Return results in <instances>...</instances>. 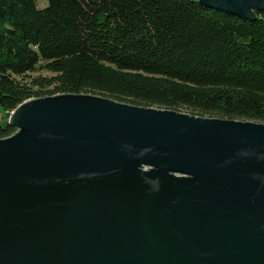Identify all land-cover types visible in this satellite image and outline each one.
Masks as SVG:
<instances>
[{"label": "water", "instance_id": "95a60500", "mask_svg": "<svg viewBox=\"0 0 264 264\" xmlns=\"http://www.w3.org/2000/svg\"><path fill=\"white\" fill-rule=\"evenodd\" d=\"M8 123L0 264H264L263 123L89 94L26 101Z\"/></svg>", "mask_w": 264, "mask_h": 264}, {"label": "trees", "instance_id": "16d2710c", "mask_svg": "<svg viewBox=\"0 0 264 264\" xmlns=\"http://www.w3.org/2000/svg\"><path fill=\"white\" fill-rule=\"evenodd\" d=\"M0 0V115L50 96L264 124V12L247 20L198 0ZM38 68L51 78L21 82ZM17 132L0 122V140Z\"/></svg>", "mask_w": 264, "mask_h": 264}, {"label": "rangeland", "instance_id": "374dc122", "mask_svg": "<svg viewBox=\"0 0 264 264\" xmlns=\"http://www.w3.org/2000/svg\"><path fill=\"white\" fill-rule=\"evenodd\" d=\"M46 5H47V0H39L38 1V6L40 9L44 8ZM53 76H54L53 73L46 71V70H43L42 68H38L36 72L30 73L26 77H19L18 80L21 82L31 83L34 79H37V78H51ZM35 90L36 91L40 90V92L42 93V97H52V96H50V94H48V92L53 90V87L52 88H45V89H37L36 88ZM89 95L101 97L100 95L93 94V93H90ZM126 104H128V103H126ZM128 105H132V104H128ZM153 109H160V108L153 107ZM176 112L182 113L185 115L200 117V118L221 119L219 117L212 116V115L202 116L201 114L192 112L191 110H189L185 107L179 108L178 110H176ZM9 119H10V117L6 116V114H4V113L2 115H0V122L2 124H6L7 122H9Z\"/></svg>", "mask_w": 264, "mask_h": 264}]
</instances>
